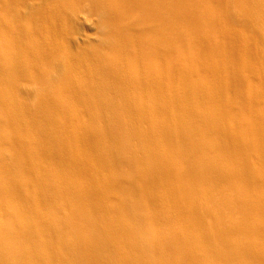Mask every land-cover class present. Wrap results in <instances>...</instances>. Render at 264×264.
I'll return each instance as SVG.
<instances>
[{"label":"bare ground","instance_id":"obj_1","mask_svg":"<svg viewBox=\"0 0 264 264\" xmlns=\"http://www.w3.org/2000/svg\"><path fill=\"white\" fill-rule=\"evenodd\" d=\"M236 1L250 33L231 0H20L99 18L67 57L62 24L14 17L39 38L9 42L34 64L0 53L21 107L0 88V264H264V0Z\"/></svg>","mask_w":264,"mask_h":264},{"label":"rangeland","instance_id":"obj_2","mask_svg":"<svg viewBox=\"0 0 264 264\" xmlns=\"http://www.w3.org/2000/svg\"><path fill=\"white\" fill-rule=\"evenodd\" d=\"M3 1H6V3H4ZM29 1H30V4H31V2H33V0H29ZM46 1L48 2V4H56L58 6L61 0H46ZM231 1H233V2H232V4L229 5L230 6L229 9L231 10L230 11L231 14L234 15L235 18L232 17V19L230 18L228 21L226 20L225 23L229 27L233 28V30L239 31V32L244 33V34L250 33V32H247V29L250 28L248 25H246L247 23H243L240 21L241 20V16H240L241 8L239 7L238 2L236 0H231ZM10 4L13 5L12 6L13 8H11ZM9 8H11V9L9 10ZM28 8L21 5L20 0H14V1L13 0H0V35H5L7 38L6 44H4L5 41H1V42H3V45L0 42V44H1L0 45V53L1 52L4 53L8 58L12 59L13 62L17 61V62L23 63L25 61L26 65H27V63H29V64L35 63L34 58L26 55L22 51L21 48H18V47L13 48L12 46H10L9 45L10 41L20 45L21 47L24 46L25 48L35 50L36 44L34 42L37 40L36 38H39V36L37 37V34H35V36L33 37V35L29 36L28 35L29 33L26 34V32H25V35H24V33H22L21 35L16 33L17 32V27L15 26L16 22H14L13 20H14V17L19 16L18 14H22L21 15L22 16V18H21L22 22L19 25H20V28H22L24 31L26 30L28 32H33L35 29V26H37V27L45 29L47 33H50L49 24L52 25V23H59V24H62L63 28L64 27L67 28L65 30L66 35L62 34L61 36H59V34H60L59 32H53L54 35L51 33V35H52L51 38L53 37V39L56 40V41L54 40L56 42V46L59 47L61 51H63L64 55L67 54L68 55L67 57H69V56L71 57L72 55H74V57H76V55L78 56V48L80 45H83L82 42H83L84 37H83V35H81V34H83V31H86V33H88V34H94L96 32V29H97L95 24L91 23L90 21L95 20L94 17H96V19H98L99 18L98 15L92 13L90 10H88V8L86 6H84L83 4H80L78 2H69L68 7L66 8L68 10V11H66L67 14L65 15V12H64L62 14L63 16L61 15V17H63L62 19H60L61 21L58 19V16L56 17L53 15V17H51L52 13H50V12L47 13L46 10H44L42 8L38 10V13H40L41 11L43 12L42 14L45 18L43 21L31 22L30 20H28V18L25 20V19H23L24 14H26L25 16H30L32 13H35L33 9L31 10L30 7H28ZM232 11L233 12L235 11V12L233 13ZM237 13H238V15H237ZM49 14H50V16H49ZM238 16H240V17H238ZM50 21H51V23H49ZM62 26H61V28H62ZM202 33H204L203 35L206 37L211 36V37H217L218 39H220L219 37H221V36H217L216 34H213L212 32L210 34V29H208L207 26L204 28ZM220 34L222 35L223 33H220ZM29 38H31V40ZM219 50L221 52H225L226 48L224 46H221L219 48ZM111 53H112V55H111ZM111 53H110V51H108L107 54H109L111 56L116 55L113 53V51H111ZM116 56H118V54ZM125 56L127 59L128 56L126 54H119V59L126 60ZM78 57H80V56H78ZM63 62H65V61H63ZM63 62L61 63V65L66 63V62L65 63H63ZM58 64L59 63L56 62V65H58ZM42 65L44 68L50 70L51 66H54L55 64H54V61H52V62H48V63L42 64ZM56 65L54 67H57ZM85 65H87V62L83 61L82 65H81V69L83 71H84V69L86 70L90 66V65L89 66L88 65L85 66ZM79 67L80 66L78 65V68ZM83 67H85V68H83ZM89 69H90V72H92L91 71L92 67H90ZM89 69H87V72L89 71ZM84 72H86V71H84ZM28 73L31 76H26V77H28V78L31 77L33 79H31V80L28 78L19 79L20 85H26V88H24L25 86H22L23 90L29 89V87H27V85H29L30 87H33L35 85H40L42 83L41 80H38V78H36V76H34L32 74V72H28ZM200 74L207 76V74H204V73H200ZM12 82L13 81L9 80V77H6V79H4L0 76V88L4 92L8 93L7 95L9 96V97L7 96L9 99L7 97H5V99H8V101L12 100L14 107H15V111H17L16 105L19 103L17 102L18 101L17 96L14 95L15 94V88H14V85ZM82 97H84V96H82ZM34 100L36 103L35 106H39L40 105L39 99H34ZM30 101L31 100H29V103H30ZM27 102H28V99H27ZM74 106H76V107L72 108L73 112L75 111L77 114L87 113L88 107L85 108L83 106L84 107L83 108L81 105L78 106L75 104H74ZM19 107H20V104H19ZM85 109H86V111H85ZM79 110L81 111V113ZM85 115H84V119H82V120H80L82 118V116L78 119L75 118L77 121L80 120L79 123L77 122L78 124L76 123L77 125H80V123L82 121H84L85 119H86V121L88 120V116L87 115L85 116ZM89 122H90V120H89ZM95 128H96V130L100 129L99 124H96ZM2 134H4V131H2L0 129V136ZM1 148H3V150H2V153L0 152V162H4L5 161L4 156L5 155L10 156L9 155L10 152L8 151V146H6L4 144L1 146ZM3 154H5V155H3ZM92 167L93 168L96 167V169L100 170V172L103 174V170L100 169V166L98 164H96V162L94 165H92ZM112 202H113V200H112Z\"/></svg>","mask_w":264,"mask_h":264}]
</instances>
